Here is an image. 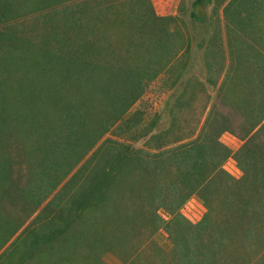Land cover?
Here are the masks:
<instances>
[{"label":"trees","instance_id":"16d2710c","mask_svg":"<svg viewBox=\"0 0 264 264\" xmlns=\"http://www.w3.org/2000/svg\"><path fill=\"white\" fill-rule=\"evenodd\" d=\"M190 9L203 79L183 0H0V264H264V0Z\"/></svg>","mask_w":264,"mask_h":264},{"label":"rangeland","instance_id":"374dc122","mask_svg":"<svg viewBox=\"0 0 264 264\" xmlns=\"http://www.w3.org/2000/svg\"><path fill=\"white\" fill-rule=\"evenodd\" d=\"M156 11L161 14H175L177 15V6L180 0H154ZM186 5V11L182 15L185 21L187 22L191 35L193 37L192 41V58L190 62V66L187 69L186 74H196L201 79L204 77V69L202 64V48L201 43L205 39L207 34V27L203 23H199L193 18L190 17V5L192 0H183ZM169 72H163L160 74L149 86L146 92L143 93L140 100L135 103L132 109L140 108L144 111L147 118H150L154 113L161 112L166 99L168 98L170 91L166 88V80L168 79ZM168 118L166 115H163L161 121H159V129L167 126ZM221 141L224 142L227 146H229L232 150H235L240 144L241 140L232 134L225 132L221 135ZM136 146H141L142 141L136 142ZM224 167L228 170L232 175L238 177L241 172L235 166V163L228 159ZM181 212L190 220L198 221L204 212V208L196 196H192L182 207ZM164 217H167L165 213H161ZM155 239L157 242L168 249L170 247V242L165 237L162 232H158L155 235ZM104 259L109 264H121L115 256L111 253H105Z\"/></svg>","mask_w":264,"mask_h":264}]
</instances>
